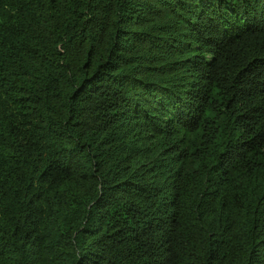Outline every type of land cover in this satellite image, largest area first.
I'll return each instance as SVG.
<instances>
[{
    "label": "trees",
    "instance_id": "16d2710c",
    "mask_svg": "<svg viewBox=\"0 0 264 264\" xmlns=\"http://www.w3.org/2000/svg\"><path fill=\"white\" fill-rule=\"evenodd\" d=\"M0 264H264V0H0Z\"/></svg>",
    "mask_w": 264,
    "mask_h": 264
}]
</instances>
